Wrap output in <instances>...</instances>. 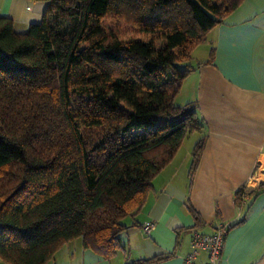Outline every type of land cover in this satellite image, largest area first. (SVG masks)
Listing matches in <instances>:
<instances>
[{
  "label": "trees",
  "instance_id": "16d2710c",
  "mask_svg": "<svg viewBox=\"0 0 264 264\" xmlns=\"http://www.w3.org/2000/svg\"><path fill=\"white\" fill-rule=\"evenodd\" d=\"M28 1L47 6L24 33L0 16V264H49L76 239L110 259L154 177L202 130L195 104L174 98L192 51L243 0Z\"/></svg>",
  "mask_w": 264,
  "mask_h": 264
},
{
  "label": "crops",
  "instance_id": "0c3cea01",
  "mask_svg": "<svg viewBox=\"0 0 264 264\" xmlns=\"http://www.w3.org/2000/svg\"><path fill=\"white\" fill-rule=\"evenodd\" d=\"M46 6L0 0V16L11 19L14 28L28 27L41 22ZM261 33L264 0H243L192 51L194 70L183 80L175 103H194L203 128L184 139L152 180L138 213L124 220L122 248L116 255L105 259L76 239L62 246L54 264H128L154 257L161 260L152 264H186L183 258L190 251L193 232L211 234L217 225L227 230L217 264H264V232L259 223L264 216V191L236 203L239 190L250 193L264 183L261 41L256 40L249 51L239 43ZM245 64L250 66L249 73L240 71ZM200 141L202 151L191 169L192 151ZM148 221L156 226L144 236L141 226ZM205 261L206 253L200 252L197 264Z\"/></svg>",
  "mask_w": 264,
  "mask_h": 264
},
{
  "label": "built area",
  "instance_id": "2783aa9c",
  "mask_svg": "<svg viewBox=\"0 0 264 264\" xmlns=\"http://www.w3.org/2000/svg\"><path fill=\"white\" fill-rule=\"evenodd\" d=\"M155 226V222L148 221L141 226L140 231L144 236H148L155 229ZM226 234L227 230L222 225H217L211 234L194 231L190 240V251L183 258V261L186 264H197L199 253L205 252L206 261L204 264H217L221 257Z\"/></svg>",
  "mask_w": 264,
  "mask_h": 264
},
{
  "label": "snow or ice",
  "instance_id": "6c2138e0",
  "mask_svg": "<svg viewBox=\"0 0 264 264\" xmlns=\"http://www.w3.org/2000/svg\"><path fill=\"white\" fill-rule=\"evenodd\" d=\"M256 40L261 41V48H262L261 59H264V33L258 34L257 36H254L248 39L241 40L239 41V43L241 44L242 50L249 51L252 45L256 42ZM240 71L244 73H249L250 72L249 64H245L244 66H242L240 68ZM259 223H260L262 232H264V216L259 218Z\"/></svg>",
  "mask_w": 264,
  "mask_h": 264
},
{
  "label": "rangeland",
  "instance_id": "374dc122",
  "mask_svg": "<svg viewBox=\"0 0 264 264\" xmlns=\"http://www.w3.org/2000/svg\"><path fill=\"white\" fill-rule=\"evenodd\" d=\"M27 26H19V25H17V26H15V28H14V30L16 31V32H25V31H27ZM176 97V96H175ZM174 101H175V98H174ZM187 142V141H186ZM186 144V143H185ZM183 152H184V150H183ZM49 264H54V261L53 262H51V263H49Z\"/></svg>",
  "mask_w": 264,
  "mask_h": 264
}]
</instances>
